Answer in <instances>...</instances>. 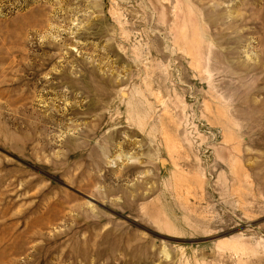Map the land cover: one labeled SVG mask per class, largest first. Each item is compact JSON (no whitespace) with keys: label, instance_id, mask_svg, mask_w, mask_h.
<instances>
[{"label":"rangeland","instance_id":"obj_1","mask_svg":"<svg viewBox=\"0 0 264 264\" xmlns=\"http://www.w3.org/2000/svg\"><path fill=\"white\" fill-rule=\"evenodd\" d=\"M0 264H264V0H0Z\"/></svg>","mask_w":264,"mask_h":264}]
</instances>
